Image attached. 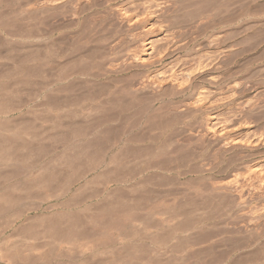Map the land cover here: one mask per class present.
I'll return each instance as SVG.
<instances>
[{
	"label": "bare ground",
	"instance_id": "1",
	"mask_svg": "<svg viewBox=\"0 0 264 264\" xmlns=\"http://www.w3.org/2000/svg\"><path fill=\"white\" fill-rule=\"evenodd\" d=\"M40 1L37 5H67L61 16L67 26H54L48 17L41 33L26 24L25 28L24 20L20 23L15 13H6L5 1L0 0V223L16 216L0 230V264H225L234 259L231 242L227 250L232 252H217L227 237L220 241L218 231L211 229L215 217L201 213L196 217L192 213L197 207L190 212L176 207V202L173 206L167 200L150 201L160 193L151 188L153 176L180 181L187 175L175 166L178 162L165 148L164 135L178 120L175 111L190 112L194 118L215 105L213 86L221 83L218 70L226 50L207 54L200 45L191 49L188 37L175 35L164 23L154 24L172 0H122L123 5L115 7L109 6L113 0H102L108 4L102 11L95 0ZM109 12L116 24L125 23L140 33L133 48L124 44L135 39L134 32L126 38L115 35L103 57L104 53L96 54L100 47L92 37L101 30L95 23L107 20ZM207 16L196 18L194 35L191 31L196 41L208 38L207 26L214 30L231 22L228 17ZM151 34L155 36L145 38ZM221 37L213 33L208 41L215 47L221 45ZM34 41L42 49L38 45L30 50L28 43ZM136 69L140 74L130 75ZM205 83L215 90L205 89ZM216 117L213 113L206 118L205 131L219 142L206 153L209 172L231 174L212 185V191H234L242 198L247 187L264 188V160L242 166L241 155L223 154L227 148L257 147L264 132L256 133L250 122L243 121L246 133L232 136L240 126ZM60 145L67 147L62 153L57 151ZM70 146L77 151L70 153ZM16 180H22L23 191H17ZM30 214L37 218L26 226ZM259 216L264 219V208ZM18 230L25 239L44 240L45 249L34 253L30 245L17 242L11 247Z\"/></svg>",
	"mask_w": 264,
	"mask_h": 264
},
{
	"label": "rangeland",
	"instance_id": "2",
	"mask_svg": "<svg viewBox=\"0 0 264 264\" xmlns=\"http://www.w3.org/2000/svg\"><path fill=\"white\" fill-rule=\"evenodd\" d=\"M1 1L2 2L5 1L4 3L6 5L5 6L6 13H10V12L11 14L15 13L17 16L16 19L20 23L23 20L25 21V22L23 21L25 28L26 26L30 29L34 28V30H38V32L40 33L42 32L41 25L44 21H46L48 17L50 18L49 20L47 19V22H49L50 24L54 26L64 27V26H67V24L69 23L68 21H65L61 18L62 14H64L65 11L68 10L67 9L68 6L65 4H62L61 6L50 7V6L40 5V4L37 5L40 0H1ZM176 1L179 4L176 3ZM103 2L104 1L102 0L101 1L95 0V6L101 11L105 10V8H107L108 6L106 2H104V4ZM122 3H123L122 0H113L112 2L109 3L110 4L109 6L115 7L118 5H123ZM190 3L193 5H191ZM202 3L203 5L206 3L204 6H207L205 7L207 9H204V6L202 5ZM7 5H9V7ZM199 6L200 7L203 6L202 7L203 9L201 8L200 10ZM210 8H212V11ZM195 9L199 10L200 12L196 11ZM162 11L164 13L162 12V14H159V17L154 18L153 20L154 24L164 23L163 25H165L170 31H172L173 33L177 32L175 35L178 34L177 36H181V37L185 36L186 38L188 37L187 39V41L189 40L188 46L191 49L194 48L195 50L196 46L200 45L202 46V51L204 50V53L212 54V53H215L216 50L218 51L219 49H222V50L225 49L226 54L224 57H222L223 60L221 59L222 63L219 67L220 70H218V73L222 75L221 83L219 84V86L217 87V86H213L211 84L205 83V86L207 87L205 89L211 90V91H214L216 89L214 91L215 94H213L214 101L216 102V103L214 102L215 105L210 106V107L208 106L205 107V110L199 114H196L194 118L190 117L191 116L190 112H187V111L181 112L179 110L180 112L177 111L178 112L177 113L175 111L174 114L176 115L175 117L178 118V120L174 124L173 122H171L173 126L164 135V139H166L164 141L165 148H168L167 150L172 153L171 155L173 159L176 162H178V164L176 165L174 164V165L176 167H178L179 165L180 167H178L179 168L178 170H180V172L186 171L185 174L187 175H185L184 179L180 181H177V180L175 181L173 179L169 180L168 178H163V176H153L154 179L152 178L153 179L152 184H151L152 186L151 185L150 186L153 189L154 187L156 188V190L159 189L158 191L160 193L156 194L155 197L150 198V201L152 203L158 202V201H161V202L164 201L166 203L167 201L168 202L170 201L169 203L167 202L168 205H173L174 203L175 206L178 203L176 207L178 206L182 208L186 207L185 210L187 211L189 209L188 211L190 212L193 211V208L195 210V207H197L196 208L197 211L195 210L196 212L193 211L194 213H192V214H195V216L196 215L201 216V214H203L201 217H206V215L211 218L215 217L213 218V224H215V226L211 225V227H213L215 230L213 228L211 229L213 230L214 233L218 231L217 235L219 236L218 238L220 239V241L223 240V238L227 237V241L224 239L226 242H224V240L221 242V246L219 245V247H222V248L220 249L217 248L218 249L217 252L223 251L224 253L225 251L226 253V251H228V253H230L234 250L233 247H235L234 252L236 253L233 256L234 259H232L231 257L230 260L229 259L224 260L223 261L224 263L226 261L225 264H230V263L235 264L239 260H240L239 261L240 264H264V219L260 218L259 216L261 209L264 208V191H263L264 188L263 187L261 188L260 185L259 186L257 185L254 187H247L246 194L242 198L240 197L238 198L237 193L234 191L233 192L227 191L221 194L220 191L213 190L215 193L214 194L215 196L213 194L211 196L210 191L213 193L212 191L213 186L214 185L217 186V184H219L221 181L222 182L225 181L226 178L228 179L229 175L231 174V171H228L226 173L224 170H223L224 173H221L218 170L209 172L210 161H209L207 154L212 153L214 149L218 148L219 142L210 138L207 132L205 131L206 124L209 122L207 121L209 119H206V118L210 114L216 113V116H217L216 118L219 121L229 120V121H232V124L230 126L234 124L240 126L238 129L231 132L232 136L244 135L246 133L248 129L247 128L248 125L244 127V124H242L243 121L250 122L251 129L255 131L256 133L264 132V0H189V1L188 0H172V2H169L168 5L162 9ZM194 12L196 13L198 12L197 13L198 15L195 14ZM202 12H204V14ZM108 14H107V17L105 16L107 20H105L102 23H97V24L95 23V25L99 26L98 30L99 29L101 30L97 31L96 34L92 32L93 34L96 35V37H92V39L93 40L97 39L96 42L98 43V46L100 47V49L98 47L100 51L97 50L96 54L98 55L100 53L99 54L100 56V55H103L104 53L103 57L105 56V54L108 55V53L110 52L108 45L109 46L111 45L115 35L118 37L124 35V37L126 38L127 35H133V32H134L135 33L134 35L137 38L135 37L133 41L125 42L124 44L127 47L130 45L131 48H133L137 44L136 40L139 39L138 34L140 33L138 31L140 29L137 30L136 28V31L134 30L135 28L129 29L125 23L116 24L115 21H113L114 19L112 17V14H110V12ZM194 14L195 16H193ZM213 14L214 16H212ZM201 15L202 16L208 15L207 17H210V18L214 17L216 20H218L217 16H219L220 18L225 17L226 19L229 18L231 22H230V25L226 27H223V26L221 27L220 25H218L216 26L218 28H215L214 30H212L210 26H209L210 28L207 26L206 27L207 29L206 32L208 36V38H206L207 41L206 40L196 41L195 39H193L194 38L193 32L196 31L197 29V24H196L197 19L196 18L200 17ZM107 24H110V25H107ZM216 24H218V22ZM191 31L193 35L191 34ZM156 33L159 34V31L156 30L154 34L157 35ZM213 33H214V36L220 33L222 37L219 43L221 45L217 44V46L215 45V47H212L213 45H211L210 41L208 40H211L209 38L212 37ZM154 34H151L150 36L146 35L147 37L145 38L153 37L155 36ZM142 37L144 38V36H141V38ZM107 42L108 43L110 42V43L108 44ZM64 44L66 45L65 42ZM28 45L27 46L29 47L30 50H32L33 48H34L33 50H35V47L39 49L40 46H41L40 49H42V45H40V43L29 42ZM131 48H128L127 50H130ZM115 49L114 50L116 52L119 51V47ZM140 72H141L140 70L136 69L130 72V75L140 74ZM207 74L208 72L202 74V76L200 77L204 79ZM201 78H198L197 81L202 80ZM212 86L215 87V89H211L213 88ZM23 92L21 90V93L23 94H25V92L27 93V90L25 91L23 89ZM24 97H27V94L26 96L24 95ZM185 98L187 99L188 97H185ZM26 99L27 98H24V100ZM33 104L37 105L38 102L35 101L33 102ZM145 133L148 134L147 132ZM152 133L156 136L157 135L160 136V134H158L159 132L157 133V131H154V132L152 131ZM45 142H46L45 143L46 145H49V142L47 141ZM61 147L62 145L57 147L58 152L62 153L64 152L65 149H67V147L65 146L64 148L62 147L63 149ZM70 147L72 148L70 149ZM70 147L68 149L70 153H75L78 149L76 148V150H74L75 148H73V146H70ZM74 147L76 146L74 145ZM223 154H225L227 157H231L234 155H241L242 157H244V159L240 161L239 163V164H242V166L246 165V163L247 164L255 163L256 161L259 162V161L264 160V141H262L260 144H258L257 147H254L252 149L227 148V150H225ZM181 164H182L183 170H181L182 169ZM160 179H162V181ZM163 179H166V180L168 179V180L165 181ZM155 180L156 181L158 180V181L156 182ZM160 181L161 183L163 182L164 183L161 184ZM15 182H16L15 184H17L18 186L17 191H20V192L23 191L24 186H22L21 184L22 180H16ZM97 185H96L97 188L99 187L102 188L101 185L100 186L99 184ZM20 187L21 188L23 187L22 190ZM196 190H197V194L195 193ZM199 190H202V192L205 195H209L210 199L209 198L203 199V196L205 197V195H202L201 196L202 199H201L200 196H198ZM169 193H171V195ZM217 194H220V195H217ZM186 197H189V198H186ZM129 198L127 197L128 200ZM151 199L154 201H152ZM208 203L210 205H208ZM30 206L31 205L27 204L26 205L27 209L30 208ZM203 208H206L205 209L206 212ZM207 208L210 209V211ZM198 209H199V212H198ZM207 212L208 213L210 212V215L207 214ZM215 213H217L218 215L220 214L219 216H221V218L220 217L219 218L221 222H219L218 216H216L217 214ZM221 213L223 214L224 218H222ZM10 217L11 216H9L8 219L6 218L1 221L0 230L4 228L6 224H9L12 221H14L16 216L15 217L12 216L11 218ZM34 217H36V215L30 214L28 220H26L24 225L26 224L27 226V224L30 223L29 220L32 221ZM222 219L223 220L227 219V220L222 222ZM217 222L220 223L218 225L219 228L217 226L218 224ZM2 225L3 226L5 225V226L2 227ZM209 228H210V225L206 228V231L210 232L211 229L208 230ZM18 232L20 231L18 230L16 234L14 233L15 235L13 234L14 237H11L12 238L11 239L12 241L10 240L11 247L17 246L15 245L17 243L18 245L19 243H21L20 246L30 245L31 247H33L34 250L36 249L35 251L33 249H32L33 251L31 250L34 253L40 252L45 249V247L43 246L45 243L44 240L35 242L34 240L29 239V237L25 239V237L27 236L22 235L21 233H18ZM220 232H222L223 234ZM150 234L153 235L154 230H152ZM228 238H229V242H228ZM22 241L24 242L27 241V242H25L26 243L25 244L24 242L22 243ZM13 243L15 244L13 245ZM228 244L229 245L231 244L230 246H232L233 244L235 245L232 247L233 250L231 249L227 250V248L230 247ZM203 246H201V248H203ZM195 247L200 248L199 244L198 245L196 244ZM221 249H224V250L219 251ZM10 252H13V249L10 250ZM203 259L206 260L207 257H203Z\"/></svg>",
	"mask_w": 264,
	"mask_h": 264
}]
</instances>
